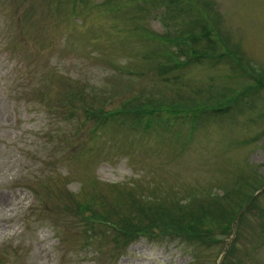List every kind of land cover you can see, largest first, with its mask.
Masks as SVG:
<instances>
[{
	"label": "rangeland",
	"instance_id": "obj_1",
	"mask_svg": "<svg viewBox=\"0 0 264 264\" xmlns=\"http://www.w3.org/2000/svg\"><path fill=\"white\" fill-rule=\"evenodd\" d=\"M223 256L264 264V0H0V264Z\"/></svg>",
	"mask_w": 264,
	"mask_h": 264
},
{
	"label": "trees",
	"instance_id": "obj_2",
	"mask_svg": "<svg viewBox=\"0 0 264 264\" xmlns=\"http://www.w3.org/2000/svg\"><path fill=\"white\" fill-rule=\"evenodd\" d=\"M197 19L202 20L199 14H197ZM195 24L197 25V27L201 28V30H200V34L201 35L208 34L209 28L206 27V25L204 24L203 21H196ZM175 36H173L174 40H175ZM205 41L210 44V40L209 39H206ZM188 42H196V40L192 37V33L190 31H185V30L180 31V34L177 37V42H176L177 45H178L177 49L180 48V50L183 51L182 47L189 48V47H187L188 46ZM182 45H184V46H182ZM171 52L172 51H168L167 50L166 59L169 60V61H172L173 62L172 64L179 65V63L174 60V56H171V54H170ZM224 52H226V51H221L220 52V56H226V53H224ZM182 55L185 57L184 61H186L188 59L192 60L193 57L196 56L195 52H193L192 49L189 52H185L184 51ZM203 55L204 54H202V56ZM211 58H215L214 54L211 55ZM181 63L182 64H186L185 62H181ZM255 83L258 84V86H261L260 81L259 82L255 81ZM149 105H151L152 108H157V110H159V108L162 105H164V104L161 105L160 103H158V104L150 103L148 105L147 104L140 105L139 103H129V104H125V106H127V107L126 108H122L124 110H122L121 112L136 111V115H137L136 117L142 118L143 115L141 114V116H140V112H143V111L147 112V114L153 115V113H152L153 110H150L147 107ZM224 105L231 106L232 103H231V101H227ZM209 108L212 109V107H209ZM143 114H145V113H143ZM204 116H205V113H204L203 117ZM204 120H206V119H204ZM195 122H196V117H195V114H194L187 121V124H188V127H189L188 131H191L192 129L195 128ZM250 204H251V202H248L247 206H249ZM204 218H205L204 214L192 213V212H189V211H185V212H182V213L177 214V215H170L169 213H166V215L164 216V219L162 220L161 223H158V224L157 223H151L149 225H146L145 228H142L141 226H138L137 224L126 220L122 224L123 227H124V225L126 223L130 222V225H135L139 229L134 228V231H132V230L126 229V228L125 229L124 228H120L119 231L121 232L120 236H122V235H125L126 232H131L132 234H135V233L138 234L139 232L144 231V230L151 232V230H153L152 229L153 227H157L158 230L161 231L162 233H165L167 235L174 234L177 237H182V239H181L182 241H185V237H190V236L192 237V236H194V234H197V236L195 237L196 239H198L201 242H206V241L210 240L211 227L208 225L209 221L205 222ZM151 220L153 221V220H155V218H152ZM225 254H224V256H225ZM224 256L222 258L221 264H230L228 261H226L224 259Z\"/></svg>",
	"mask_w": 264,
	"mask_h": 264
}]
</instances>
